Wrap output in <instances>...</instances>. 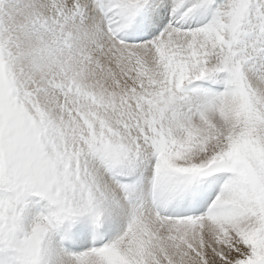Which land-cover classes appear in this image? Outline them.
I'll return each instance as SVG.
<instances>
[{"label": "snow or ice", "instance_id": "snow-or-ice-1", "mask_svg": "<svg viewBox=\"0 0 264 264\" xmlns=\"http://www.w3.org/2000/svg\"><path fill=\"white\" fill-rule=\"evenodd\" d=\"M0 264H264V0H0Z\"/></svg>", "mask_w": 264, "mask_h": 264}]
</instances>
